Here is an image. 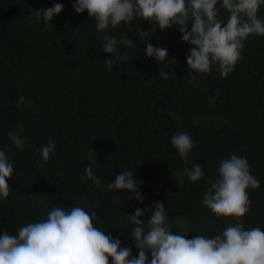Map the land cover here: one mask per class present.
<instances>
[{
  "label": "trees",
  "instance_id": "16d2710c",
  "mask_svg": "<svg viewBox=\"0 0 264 264\" xmlns=\"http://www.w3.org/2000/svg\"><path fill=\"white\" fill-rule=\"evenodd\" d=\"M55 3L64 7L51 23L29 18ZM72 3L0 0V149L13 164L9 196L0 200V235H16L28 223L46 219L54 207L79 206L96 213L94 227L138 256L128 214L160 201L174 234L186 219L191 232L181 235L211 238L235 225L234 218L217 217L202 203L209 182L218 178L219 161L233 154L247 158L260 182L258 189H248L252 203L241 218L243 226L264 231V36L248 37L227 76L218 66L200 75L186 63L191 46L178 25L157 29L142 42L136 33L153 25L141 19L128 28L122 22L109 34L128 36L136 45H118L127 59L109 71L103 62L114 54L102 51L103 33L87 11L76 13ZM229 15L220 9L222 21ZM258 18L264 20V6ZM148 42L175 58L167 79L159 77L163 65L146 57ZM21 96L24 104H18ZM9 131L26 138L23 150L12 145ZM179 132L193 141L187 161L170 142ZM49 137L56 149L44 162L39 149ZM90 164L100 186L86 178ZM193 164L202 167L204 178L181 181L183 169ZM124 170L142 181L145 204L106 187ZM148 218V213L141 217Z\"/></svg>",
  "mask_w": 264,
  "mask_h": 264
},
{
  "label": "clouds",
  "instance_id": "9594fccd",
  "mask_svg": "<svg viewBox=\"0 0 264 264\" xmlns=\"http://www.w3.org/2000/svg\"><path fill=\"white\" fill-rule=\"evenodd\" d=\"M262 6L264 0H73L72 3L76 13L87 11L95 21L96 31L103 33L102 51L114 54L103 62L109 71L118 60L127 59L121 55L118 45L126 48L136 45L128 36L117 39L109 33L117 30L122 22L129 28L134 21L144 19L153 27L136 33L142 42L150 41L157 29L178 25L182 40L191 46L186 56L190 72L203 75L218 66L223 76L234 70L250 35L264 36V20L258 18ZM63 7L55 3L52 7L34 10L29 18L34 16L47 25ZM220 9L230 13L226 22L220 19ZM189 21H192L190 30ZM144 52L146 57L163 65L159 77L167 79L166 69L176 63L174 57L169 58L167 48L148 42ZM24 103L25 98L21 96L18 104ZM8 137L17 150H23L26 138L18 131H9ZM170 142L180 159L187 161L193 148L191 137L179 132ZM55 149L49 137L48 143L39 149L44 162ZM12 174L13 164L6 151L0 149V200L9 196L8 181ZM85 174L88 180L101 185L91 164L85 168ZM204 175L202 167L193 164L183 169L181 181L186 176L197 182ZM209 183L210 187L203 194V205L217 217L235 219L234 226L226 227L211 238L199 235L188 239L181 235L191 232L186 219L180 221L183 227L174 234L164 203L153 201L128 214L133 226L128 234L138 250V256H133L131 248L122 246L119 238L94 227V222L98 223L95 212L89 213L79 206L54 207L46 219L28 223L16 235L7 231L0 235V264H109V258L111 264H264V231L260 227L246 231L241 220L252 203L248 189L260 187V182L250 172L247 158L233 154L219 161L218 178ZM106 187L125 191L130 200L145 204L142 181H138L132 171L124 170L115 175L114 181ZM146 213L149 218L145 221L141 217Z\"/></svg>",
  "mask_w": 264,
  "mask_h": 264
}]
</instances>
